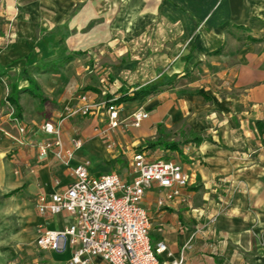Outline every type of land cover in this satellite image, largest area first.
<instances>
[{
    "label": "crops",
    "instance_id": "crops-1",
    "mask_svg": "<svg viewBox=\"0 0 264 264\" xmlns=\"http://www.w3.org/2000/svg\"><path fill=\"white\" fill-rule=\"evenodd\" d=\"M263 35L264 0H0V218L24 223L15 232L24 247L8 264L71 259L72 248L48 253L24 232L74 221L36 206L38 195L73 181L70 167L37 147L55 139L41 126L60 121L66 149L82 142L72 164L88 161L92 174L131 180L136 151L190 174L180 195L153 183L142 201L153 245L164 241L172 252L161 260L183 253L185 264H264V41L249 39ZM149 83L163 84L122 102V124L109 128L99 102ZM12 88L19 122L7 99ZM83 95L98 104L94 113L73 112ZM137 109L149 117L126 127ZM191 133L205 140L183 143ZM90 264L108 263L96 256Z\"/></svg>",
    "mask_w": 264,
    "mask_h": 264
},
{
    "label": "built area",
    "instance_id": "built-area-1",
    "mask_svg": "<svg viewBox=\"0 0 264 264\" xmlns=\"http://www.w3.org/2000/svg\"><path fill=\"white\" fill-rule=\"evenodd\" d=\"M82 104L73 111L88 115L94 113L97 103L86 95ZM115 98L99 102L108 116L109 128L122 124L123 104L114 103ZM12 115L19 122L15 115ZM149 117V112L137 109L132 112L126 127H139ZM60 123H44L41 128L55 135V139L37 145L40 155L53 153L64 165L71 168L73 181L62 190L40 194L36 206L41 215L66 213L74 221L64 229H37L36 244L43 250L63 252L72 248L69 264H90L93 257H101L108 264H185L183 253L178 258L160 259L166 253L172 257L164 241L153 245L150 238L151 217L142 201L147 189L157 183L172 189L170 197L180 195L181 189L190 182V174L182 164L173 160H149L143 151H136L130 162L133 175L124 179L117 171L102 174L89 172L88 161L72 164L74 150L82 145L74 140V148L66 149L61 138ZM20 125V131L25 132ZM220 212H224L222 208Z\"/></svg>",
    "mask_w": 264,
    "mask_h": 264
},
{
    "label": "rangeland",
    "instance_id": "rangeland-1",
    "mask_svg": "<svg viewBox=\"0 0 264 264\" xmlns=\"http://www.w3.org/2000/svg\"><path fill=\"white\" fill-rule=\"evenodd\" d=\"M14 216V215H13ZM13 216H4L0 218V264H8L9 262H15L12 255L15 253L14 251H19L22 247V242L19 240V237L15 233L20 225L21 229L24 228V223H22V220L20 219L21 216L15 215ZM38 229V228H37ZM24 232L28 235L33 236L32 241L35 240V236H37V230L34 228L32 229L31 227L24 230ZM31 241V242H32ZM34 243V242H33ZM26 248H30V244L27 245L25 244ZM30 251V250H29ZM48 253H50V250H46ZM25 252V251H24ZM36 252L38 253L37 250H35L33 255H37ZM26 253V252H25ZM24 255L27 254H21V257H25ZM32 255L31 253H28V256ZM23 260V258H21ZM49 258H40L38 261L39 264H44V262L48 261ZM36 264V262H35Z\"/></svg>",
    "mask_w": 264,
    "mask_h": 264
},
{
    "label": "trees",
    "instance_id": "trees-1",
    "mask_svg": "<svg viewBox=\"0 0 264 264\" xmlns=\"http://www.w3.org/2000/svg\"><path fill=\"white\" fill-rule=\"evenodd\" d=\"M249 39L251 41H255V42L264 41V35L261 38L249 37ZM72 58H73V55L71 54V55H68L64 60L66 62L68 60H71ZM21 77L28 80L31 92L35 95H39L41 97V99L43 100L44 96L42 94L38 93V90H39L38 83L34 79V77L31 76L29 71L25 70L23 72V74L21 75ZM162 84L149 83V84H146V85L139 87L133 93V95H128L127 93H125L119 97H115V96L108 94V95H106V99L115 98L114 103H116V104H120V103L125 102V101L135 100V99H138V98H141V97H144L146 95H149L151 93L156 92L159 89L160 85H162ZM7 99L11 102L12 105H14L15 113L18 117H20L21 116V109H20L19 104L16 102V97L13 93V88L10 90V93L8 94ZM257 123H259V121H257ZM204 140H205V138L202 135L197 134V133H191V137L190 138L187 137V139H185L183 143L192 141V142L199 144V143L203 142ZM168 146L173 147L174 145L168 144ZM15 192H16L15 190L11 191L6 196H9Z\"/></svg>",
    "mask_w": 264,
    "mask_h": 264
}]
</instances>
